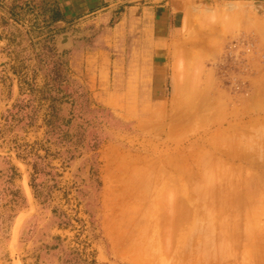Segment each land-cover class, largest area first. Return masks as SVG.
<instances>
[{"label": "rangeland", "instance_id": "374dc122", "mask_svg": "<svg viewBox=\"0 0 264 264\" xmlns=\"http://www.w3.org/2000/svg\"><path fill=\"white\" fill-rule=\"evenodd\" d=\"M207 2L221 6L204 20L226 22L231 33L229 105L215 109L213 130L179 146L211 171L192 204L212 234L201 264H264V0ZM85 71L44 23L22 28L0 14V264H128L105 233L144 215L143 195L112 182L128 164L120 152L139 141Z\"/></svg>", "mask_w": 264, "mask_h": 264}, {"label": "crops", "instance_id": "0c3cea01", "mask_svg": "<svg viewBox=\"0 0 264 264\" xmlns=\"http://www.w3.org/2000/svg\"><path fill=\"white\" fill-rule=\"evenodd\" d=\"M207 1L0 0V14L18 26L44 23L57 49L68 33L62 51L86 68L99 101L139 141L120 152L128 164L112 182L143 195L144 215L134 227L105 233L111 252L128 264H201V253L212 251V234L200 228L192 205L211 171L193 148L179 147L213 130L215 109L229 105L231 29L204 20L205 10L221 6Z\"/></svg>", "mask_w": 264, "mask_h": 264}, {"label": "water", "instance_id": "95a60500", "mask_svg": "<svg viewBox=\"0 0 264 264\" xmlns=\"http://www.w3.org/2000/svg\"><path fill=\"white\" fill-rule=\"evenodd\" d=\"M68 41V33H63L62 35H60L58 40L56 41L58 49L62 50L63 48L67 47Z\"/></svg>", "mask_w": 264, "mask_h": 264}]
</instances>
